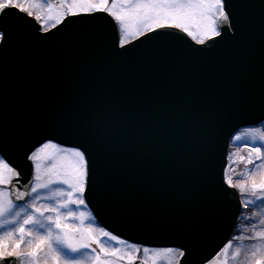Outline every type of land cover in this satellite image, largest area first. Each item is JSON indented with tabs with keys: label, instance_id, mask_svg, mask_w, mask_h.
Instances as JSON below:
<instances>
[{
	"label": "snow or ice",
	"instance_id": "6c2138e0",
	"mask_svg": "<svg viewBox=\"0 0 264 264\" xmlns=\"http://www.w3.org/2000/svg\"><path fill=\"white\" fill-rule=\"evenodd\" d=\"M230 197L259 212L207 254ZM229 258L264 264V0H0V264Z\"/></svg>",
	"mask_w": 264,
	"mask_h": 264
},
{
	"label": "water",
	"instance_id": "95a60500",
	"mask_svg": "<svg viewBox=\"0 0 264 264\" xmlns=\"http://www.w3.org/2000/svg\"><path fill=\"white\" fill-rule=\"evenodd\" d=\"M259 124H249L247 121L240 119L234 120L230 124L229 128L217 134L212 142V161H211V179L214 185H219L222 177V172L225 170V164L227 163L226 155L229 153V138L230 134L238 133L239 131L247 127H257ZM68 139V138H62ZM230 172V169H229ZM25 178H28L27 170L25 172ZM229 191H235L229 189ZM237 196L239 194L237 193ZM23 203V202H17ZM89 209L94 216L97 217V221L104 227L119 234L122 238H126L129 241L148 243L152 240L151 233L144 228H136L123 224L116 216L102 209L95 201L89 204ZM240 212H243V207L239 203L237 198L230 197L225 206L223 217L216 227L212 235V242L208 248L207 254H212L214 251L219 250L226 245L227 241L231 238L234 231V226L239 225ZM239 217V219H237Z\"/></svg>",
	"mask_w": 264,
	"mask_h": 264
},
{
	"label": "rangeland",
	"instance_id": "374dc122",
	"mask_svg": "<svg viewBox=\"0 0 264 264\" xmlns=\"http://www.w3.org/2000/svg\"><path fill=\"white\" fill-rule=\"evenodd\" d=\"M251 137H248V140H249V142L251 141ZM232 151V153H236L237 152V145H236V143H232V144H230V150H229V153ZM247 150L246 149H244V150H241L240 151V153H239V155H243V156H247ZM235 158V157H234ZM258 164L259 163H262V162H257ZM233 167H235L236 168V172L237 173H241V172H244V171H247V170H250V169H253V166H247V168L245 167V164L244 163H241V164H239L238 166H236V165H234ZM230 173H231V170H230ZM235 175V174H234ZM236 178H239V177H236ZM250 207H252L251 205L249 206V208L248 209H244V213H245V215H251V209H250ZM85 211H89L88 209L87 210H85ZM260 217L258 216V217H256V220H258ZM253 222H255V221H253ZM94 223H95V221H94ZM247 223H249V221H246L245 219H244V217H243V220H242V223L241 224H239L241 227H243V225H245V224H247ZM237 234H239V232H237ZM246 234H248V235H250L251 233L250 232H247ZM250 242H252V241H244L243 243L245 244V245H251L250 244ZM237 243H240V242H238V241H236V243H233L234 244V246H235V244H237ZM231 251V250H230ZM223 257H221V261L223 262ZM229 264H233V262L230 260V258H229Z\"/></svg>",
	"mask_w": 264,
	"mask_h": 264
},
{
	"label": "trees",
	"instance_id": "16d2710c",
	"mask_svg": "<svg viewBox=\"0 0 264 264\" xmlns=\"http://www.w3.org/2000/svg\"><path fill=\"white\" fill-rule=\"evenodd\" d=\"M230 153H232V151H231ZM258 178H259V176H258ZM251 206H252V207H250V209H251V212H252V213H253V212H259L260 201H257L255 205H251ZM243 212H244V211H243ZM242 220H243V217L241 216V218H240V223H239V224L242 223ZM236 234H237V233H236ZM233 243H236V241H233ZM252 243H254V242H253V241L250 242V244H252Z\"/></svg>",
	"mask_w": 264,
	"mask_h": 264
}]
</instances>
